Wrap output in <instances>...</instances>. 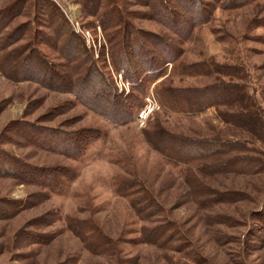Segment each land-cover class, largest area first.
<instances>
[{"label":"rangeland","instance_id":"rangeland-1","mask_svg":"<svg viewBox=\"0 0 264 264\" xmlns=\"http://www.w3.org/2000/svg\"><path fill=\"white\" fill-rule=\"evenodd\" d=\"M4 1L10 0H0V7ZM39 1L37 29L49 34L52 23L45 12L53 7ZM50 1L94 51L122 96L121 107L109 119L74 94L37 82H16L0 72V264H264V173L198 175L202 183L197 186L189 165L151 141L156 131H168L173 141L194 149L212 138H233L215 108L192 113L165 106L159 97L158 90L166 84L196 87L215 76L184 73L168 63L157 78L148 74L137 83L125 80L110 64L102 26L97 18L85 16L83 3ZM148 1L127 0L126 18L137 30L169 34L174 27L154 19ZM44 3L47 10L42 9ZM259 18L261 26H256L253 21ZM28 20L24 12L11 28L23 29ZM174 39L177 46L179 37ZM184 48L181 61L187 64L205 59L242 64L264 110V0L235 10L217 8ZM103 49L109 64L102 63ZM150 101L157 107L139 120ZM83 137L94 138L78 159L68 157L64 151ZM222 159L216 161H229ZM15 161L69 175L62 188L50 191L41 183V172L31 181L16 176L24 166ZM141 184L160 203V210L150 216L132 203L144 194ZM86 225L95 229L92 238H100L108 251L85 246L77 231Z\"/></svg>","mask_w":264,"mask_h":264},{"label":"trees","instance_id":"trees-1","mask_svg":"<svg viewBox=\"0 0 264 264\" xmlns=\"http://www.w3.org/2000/svg\"><path fill=\"white\" fill-rule=\"evenodd\" d=\"M47 1L53 7L45 12L47 20L52 23V32L49 34L37 29V19H40L37 18L39 0L4 1L0 7V72L16 82H37L50 90L74 94L85 107L109 119L117 116L116 110L121 107L122 96L116 93L110 77L103 71L100 61L95 59L94 51L86 46L83 36L71 29L63 13L56 10L52 1ZM79 1L84 5L85 16L97 18L102 26L111 58L110 64L115 71L123 72L125 80L137 83L143 75L148 74L157 78L168 63H172L175 68L181 67L184 73L207 78L215 76L211 82L202 86L183 87L171 83L158 90L161 102L170 108L180 106L192 113L215 108L222 122L233 130V134L229 135L233 138H212L206 141L208 145L201 144L199 149L183 145L180 140L173 141L168 131H156L153 134L152 142L174 153L170 155L175 160L189 165L190 172L195 177L194 185L200 186L202 183L198 175L211 177L233 172L250 176L264 173V110L257 93L251 89L246 68L242 64L206 59L189 64L181 61L185 44L192 40L198 26L209 22L214 10H235L257 0H149L147 6L153 18L159 19L168 27L169 23L174 27L168 29L169 34L160 35L135 28L130 19L126 18L127 15L129 17L125 8L127 0ZM42 6V9L47 10L45 8L49 5L44 3ZM24 12L29 17L26 26L23 29L11 28L17 16ZM179 19L183 21L180 22ZM253 22L256 26H261L260 18ZM145 36L150 37L148 41ZM175 37H179L177 46ZM151 46L163 49L162 53L152 49L150 52ZM106 56L107 51L103 49L100 56L103 64H109ZM136 57L140 58L138 63L133 59ZM135 65L138 67L136 72L133 71ZM28 133L30 132H25L27 138L30 137ZM46 136L41 135L40 138L45 140ZM94 137H83L74 145L70 144L71 151L66 149L64 153L70 158L78 159ZM40 142L41 145H46ZM221 157L229 161H216ZM15 162L24 166L21 171L16 170L19 171L15 173L16 176L31 181L37 176L41 177L42 173V185L54 192L62 188L63 178L69 175L63 172L56 175L54 169L51 171ZM54 179L56 182L53 184ZM134 184L138 186V181ZM139 188L144 194L132 202L136 210L139 213L146 212V216L158 212L160 203L154 194L142 184ZM151 205L156 207L153 206V210L147 212ZM94 230L86 225L77 231L90 251L103 246L100 238H92ZM107 248L104 245L102 249L106 252Z\"/></svg>","mask_w":264,"mask_h":264},{"label":"built area","instance_id":"built-area-1","mask_svg":"<svg viewBox=\"0 0 264 264\" xmlns=\"http://www.w3.org/2000/svg\"><path fill=\"white\" fill-rule=\"evenodd\" d=\"M78 31V29L76 30ZM157 107L156 103L150 101L139 113V120H145L151 113L152 111Z\"/></svg>","mask_w":264,"mask_h":264}]
</instances>
